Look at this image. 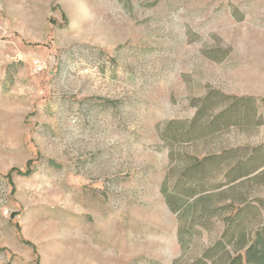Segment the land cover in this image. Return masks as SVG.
<instances>
[{
    "label": "rangeland",
    "instance_id": "374dc122",
    "mask_svg": "<svg viewBox=\"0 0 264 264\" xmlns=\"http://www.w3.org/2000/svg\"><path fill=\"white\" fill-rule=\"evenodd\" d=\"M263 220L264 0H0V264H224Z\"/></svg>",
    "mask_w": 264,
    "mask_h": 264
},
{
    "label": "trees",
    "instance_id": "16d2710c",
    "mask_svg": "<svg viewBox=\"0 0 264 264\" xmlns=\"http://www.w3.org/2000/svg\"><path fill=\"white\" fill-rule=\"evenodd\" d=\"M235 99L242 100L244 98L236 97ZM232 240H235L233 234L228 239V242L230 243ZM217 244L222 245V242ZM237 246L235 254L229 255L224 264H264V220L261 225L254 230L251 237L247 236L246 238L242 236L238 240ZM214 253V249H207L202 256L195 259L191 264H207L208 261H213Z\"/></svg>",
    "mask_w": 264,
    "mask_h": 264
}]
</instances>
